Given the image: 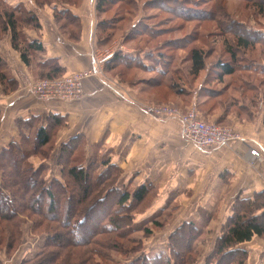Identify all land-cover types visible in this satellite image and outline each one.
Listing matches in <instances>:
<instances>
[{
	"label": "rangeland",
	"instance_id": "374dc122",
	"mask_svg": "<svg viewBox=\"0 0 264 264\" xmlns=\"http://www.w3.org/2000/svg\"><path fill=\"white\" fill-rule=\"evenodd\" d=\"M21 1L37 14L39 26H35L34 22L27 24L20 20L22 23L18 24V29L25 36H33V38L27 36L28 39L41 41L43 49L32 50L29 54V64H25L20 59L19 51L11 45L10 32H3L0 26V57L4 61V64H0V72L4 74V79H7V84L0 82V151L11 141H18L22 137L21 134L19 135L17 123L22 124L20 129L24 132L23 135L25 133L30 135L29 130L41 124H49L51 130L49 143L40 147L41 150L37 151V154L28 158L34 167L40 163L45 164L44 172L37 170V174L45 178L44 182H49L52 177H55L61 184L70 187L69 190L79 192V189L73 187L72 180L67 179L68 175H65L71 161L75 165L80 163L86 165L89 161H94L93 164H97V169L93 164L90 166L88 185L91 187V197L86 202L76 205L77 208L72 210L69 217L64 215L63 211L66 196L57 197L60 214L54 222L44 215L47 211L44 210L45 195L37 193L38 186L35 180L30 187L21 183V187L15 186L14 191L8 188L7 185L10 182L6 178L8 174L18 182L19 179L15 175L17 171L19 173L24 170L23 173L27 176L31 173L25 172L22 164L13 166L9 160L0 157V185L8 193V200H15L14 204L9 203L8 209L12 210V215L16 216L14 218L16 219L15 239H11L13 238L11 225L0 219V264H39L37 261L44 256L42 255L44 251H47L45 253L47 257L55 256L52 264H60L62 260L66 263L70 258L73 264H149L151 262L148 260L144 263L141 261L145 253L169 249L170 244L173 247L172 243L176 244L178 256L184 255L182 253L186 255L184 263L176 261L175 264H264V236H254L247 242L237 244L234 246L236 250L229 255H214L213 248L217 244L223 224L231 215L233 205L237 204L236 199L244 196L242 193L238 194L235 201H217V190L202 189L194 192L181 189L162 190L149 179L141 182L142 180L134 178L133 174L129 176L119 174L117 177L114 170L103 171L102 165H98L102 158L96 156L97 150L87 153L86 133L81 131L78 134L66 135L70 132L67 128L68 118L63 117L62 113L55 112L61 102L80 100L85 96L83 82L87 78L96 75L101 77L103 73L109 72L117 78L114 80L115 85H119L122 79H119L117 70L121 72L123 82L126 83H129L127 80L133 76L143 77V79L154 76V72L123 66L118 68L112 66L111 68L114 69L110 67L106 69L112 64L103 63L102 60L115 51L118 45H125L126 48L142 50L148 47L153 55H157L161 60L158 68L176 70L174 81L177 82L176 78H178L179 86L174 89H183L181 94H175L169 90L170 88L162 85L159 89L148 88L147 91H140L144 93L143 96L151 98L150 102L139 101L142 102L140 105L142 114L151 119L154 118L141 110L144 104L168 105L181 113L189 107H194L202 120L217 125V122L206 117L205 108L203 110L198 107L197 104L202 98L197 96L192 99L193 95L189 97L186 94V91L191 89L188 74L190 61L187 53L190 47L197 45L204 51H208L207 62L216 60L217 56L223 54L222 45H234L230 28L237 24L245 36L253 42L252 45H256L250 54L255 53L258 59L259 57L264 59V13H260L254 5V1L257 2V0H117L113 5H106L109 8L103 12L95 9L97 0H70V2L66 0H4V3L0 1V11L7 9L3 4L12 6ZM121 1L127 3L122 6ZM51 4L60 9L68 8L79 17V20L76 19V23L72 24L71 21L63 18L64 15L60 14L61 12L56 13L50 7ZM103 20L113 22L114 29L107 27L101 30L98 22ZM134 27L138 30L134 31ZM226 37L230 39L228 42L225 40ZM49 45H56L63 55L73 60L77 68L65 70L62 62L57 61L63 68V73L46 77L44 73L47 69L40 68L39 64L50 58ZM177 45L185 46L177 48ZM257 51H260L259 54ZM160 53L162 56L159 55ZM168 61L169 66H167ZM171 74H168V77H172ZM202 74L204 72L200 75ZM8 79L16 82L13 90L9 88L11 82ZM198 81L201 82V78H197L194 83ZM44 82L48 83L46 87ZM205 84L217 87L211 81ZM197 88L196 85L191 90H197ZM210 106L214 108L215 104ZM31 115H36L38 120L33 119L28 123L20 119ZM53 117L60 120L58 126L54 127L50 120ZM154 120L175 122L182 139L191 147L200 149L183 137L181 124L176 118L165 116ZM63 136L66 139L61 141ZM74 136L79 142L71 156L70 146L62 147V143ZM93 147L94 145L88 149ZM43 154H46V157L42 158ZM64 161L68 163L67 167ZM106 173L109 174L102 180V176ZM108 177L111 181L122 185V189L129 191H135L142 183V185L150 186V189L147 190L144 200L132 201L133 205L127 211H118L117 215L122 216L119 218L122 222L114 230L116 232L103 233L105 231L102 227L93 229V224L102 226V223L107 221L99 214H102L104 210L120 208L115 201L117 192L105 189L109 188L108 184L100 188L102 192L99 196L96 193L100 180L107 182ZM118 178H120L119 182ZM35 179L38 180L37 177ZM9 191L12 192V196ZM228 192V190L225 191V193ZM195 194L196 196H193ZM33 198L39 200L37 202L41 208L38 211L39 215L32 209L36 202L32 201ZM40 198H44V201H40ZM91 203L95 207L88 211ZM84 215V221L78 224ZM58 220L64 222L63 225L61 223L60 229L54 226L57 225ZM125 222L129 224L125 226ZM187 223L194 225L191 233H186V229L189 228L184 225ZM182 226L185 228L181 229ZM53 228L59 233L64 232L62 244L58 247L51 244L49 248L47 247L48 249L43 248L44 242L48 240L46 235L54 232ZM91 228L94 232L89 234ZM121 231L125 234L118 233ZM175 231L177 232L172 235ZM115 233L118 236H115ZM112 238L114 240L110 242ZM10 241L11 243L8 244ZM91 246H95L96 249L89 251ZM135 258L137 260H134ZM170 264H174V260Z\"/></svg>",
	"mask_w": 264,
	"mask_h": 264
},
{
	"label": "crops",
	"instance_id": "0c3cea01",
	"mask_svg": "<svg viewBox=\"0 0 264 264\" xmlns=\"http://www.w3.org/2000/svg\"><path fill=\"white\" fill-rule=\"evenodd\" d=\"M118 51L132 57L145 56L142 49L118 45L102 62L107 63ZM48 52L50 58H59L57 61L62 62L65 70L77 68L56 45H49ZM257 58L250 59L253 68L242 67L243 84L231 83L229 75L223 82H217V97L208 100V107L212 104L215 107L204 114L218 125L230 128L236 138L210 150L187 144L175 122L154 120L142 114L139 101L150 102L151 98L140 91H147L152 85L141 80L132 84L121 80L115 85L117 78L109 72L85 79V96L61 102L55 112L68 118L70 132L66 135L84 131L87 153L95 149L96 156H108L117 162L124 175L133 174L141 182L149 179L162 190H217V201H235L239 193L252 198L264 191V84H258L259 79H264L258 66L264 59ZM147 62L148 59L144 63ZM204 75L198 79L203 80ZM201 83L198 81L195 86ZM253 83H256L254 90ZM190 92L192 99L197 97L195 89ZM64 139L65 136L61 141ZM251 149H257L260 155H252Z\"/></svg>",
	"mask_w": 264,
	"mask_h": 264
},
{
	"label": "trees",
	"instance_id": "16d2710c",
	"mask_svg": "<svg viewBox=\"0 0 264 264\" xmlns=\"http://www.w3.org/2000/svg\"><path fill=\"white\" fill-rule=\"evenodd\" d=\"M0 1L4 3V0H0ZM116 1L117 0H109V1L108 0H97L95 9L97 11L103 12L104 10H107L111 4L112 5L115 4ZM66 2H70V0H66ZM124 3L126 4L127 2L121 1L122 6ZM3 5L7 9H2L0 11V26L3 32L4 31L10 32V36H11L10 40H11L12 47L15 50L19 51L20 59L25 64H29L30 52L32 50L33 51L42 50L43 45L41 41H38L36 39H31V40L28 39L27 36H25L24 33H22V31L18 29L19 28L18 24L22 23L21 21H24V22H27V24L34 22L35 26H39V23L37 20L38 16L34 11L28 9L22 3V1L16 2V4L12 6H7L5 4ZM106 5H109V6L107 7ZM254 5L258 8V11L260 13H264V0H257V2L254 1ZM50 7L53 10H55L56 13L61 12L60 14L64 15L63 18H65L68 21H71L72 24H75L76 23L75 21L79 20V17L76 14H74L71 10H69L68 8L60 9L56 5H53V4H51ZM98 26L101 27V30L107 27L113 30L115 27L114 23L111 21L109 22L108 20L99 21ZM235 26H238V27H235ZM137 30L138 29H135L134 27V31H137ZM230 32H232L230 33L231 34L230 36L234 38V45H222L224 49L223 54H220L219 56H217V59L213 60L212 62L210 61L207 62L206 60V58L208 57V51H204L202 48L198 47L197 45L190 47L187 53V58L190 61V68H189L188 74L190 78L189 83L191 84L190 85L191 89L194 88L195 86L194 81L199 77V75L202 72L205 73L203 80H201L202 83L198 86L197 90L195 89L197 96L199 98H202L200 103L198 102L197 105L199 108L203 110L206 109V111L204 112H209V109L211 108V107H206L208 106V100H211L217 97V87H211L205 84V82L211 81V83H215V86H217V82H223L224 77L229 75L230 77L229 81H231V83L234 82L235 84L236 82H239L243 84V79H242L243 74L241 73L242 67L246 66L245 68H247L248 70L253 68V67H250V65L253 66V62L250 61V59H255L256 55L255 53L250 54V51H253L256 45H252L253 42L245 36V34L243 33L241 29H239V25L237 24L232 25L230 28ZM225 40H227L228 42V40L230 39L226 37ZM184 46L185 45H177V48L178 47L182 48ZM143 51L145 52V56L143 57H140L138 54L132 57V56H128L124 54V52L122 51H118V53H114V55L106 63V64L108 63L112 64V65L107 66V68L112 67V66L114 68H118V66H123L129 69L136 68V69H140L144 71H149L151 73L154 72L153 73L154 76L147 77V79H143L141 77L137 78L136 76H133L131 77V79L127 80V82L132 83V81L135 82L137 80H141L142 82H146L147 85L149 84L148 86L152 85L151 89H154V88L159 89L162 85H165L166 87L170 88L169 90L172 93L181 94L182 93L181 90H183L182 88L180 90L174 89V87L179 86V83H178L179 79L176 78L177 82L174 81L176 70L169 71L166 69L158 68V63H160L159 61H161L160 58H158L157 55L155 56L153 54H150L151 51L148 47H144V50H142V52ZM259 52L260 51H257V54H259ZM159 55L162 56V53H160ZM257 56H260V55H257ZM147 59L149 60V62L144 63L145 60ZM0 64H4V61L1 57H0ZM39 66L40 68L47 69V71L44 74L48 78L61 75L63 73V68L58 64L55 58H47L43 62H41ZM167 66H169V61L167 63ZM258 66H259V70L264 74V63L263 64L261 63ZM170 73H172L171 74L172 77H168V74ZM117 74L119 75V79L123 80V77L121 76V72L117 70ZM173 77L174 79H172ZM167 78L169 79V81ZM8 81L11 82V85L9 88L14 89L16 87L15 80L8 79ZM0 82H5L7 84V79L6 78L4 79V74H2L1 72H0ZM258 84L259 85L264 84V79H259ZM254 85H256V83L251 84V86H253L252 90H254ZM186 92H187L186 94L189 95V97L192 96L190 89H188V91ZM254 94H255L254 97H258L257 93H254ZM60 118L62 119V117ZM20 119L21 121L28 122V123L31 122V120L33 121V119L38 120L36 115H31L29 117L20 118ZM50 120L54 124V127L58 126L57 124L58 122H60V120L57 117L50 118ZM21 125L22 124L17 123L18 129H19V135L21 134L22 137H20L18 141L13 140L6 147H3L0 151V157L2 159L5 158L6 160H9L10 163L13 164V166L14 164H16L17 166L19 164L20 165L22 164L21 166H24L25 172L31 173V175L27 176L25 173H23L24 170H21L19 173L17 171V173L15 174L17 175V178L19 179L17 182L16 179L12 175L8 174L7 177L5 176L7 179L10 180L9 182L10 186L9 184L7 185L8 188L11 189V191H14L15 190L14 187L15 186L21 187L20 186L21 183L24 184V186L28 185V187H30L32 186V182L35 180V183L38 186L37 193L45 195L46 205H44V210H47V211L44 212V215L52 219L54 222L56 221V218L58 217L57 215L60 214L59 212L60 207H58L56 199L57 197L59 196L61 197L62 195V196H66L67 198L65 201L64 207H63L64 215L66 214V216L69 217L72 210L74 211L77 208L75 207L76 205H79L83 201L86 202V200L91 197L90 196L91 187L90 185H88V181L90 182V179H89L90 178L89 172L91 171L90 166L94 163V161H89L86 165L82 163H80L79 165L77 164L75 165V163H72L71 161V165L67 169V172H66L67 174H65V175H68L67 179H69L70 181L72 180L71 183L73 184V187H75L76 189H79V192H75L74 190H69L70 187L68 188L66 185L61 184L60 180L55 177H52L51 181L49 182H44L45 178L37 174L38 173L37 170L38 171L41 170L42 172H44L46 169L45 164L40 163L39 165L34 167L32 166L31 162H29L28 158L34 154H37V151L41 150L40 147H43L44 145L49 143L48 142L50 140L49 131H51L49 129L50 125L41 124L40 126L34 129H30L29 130L30 135H27L26 133L25 135L22 134L24 132H22V129H20ZM78 142H79L78 138L74 136V137H71L67 142L62 143V147L67 148V146H70L71 148V150L69 148L70 155L73 156L71 153L74 152L73 151L74 149L76 150ZM41 156L42 158L46 157V154H43ZM101 158L102 160H99L98 165L99 166L102 165L103 171L106 169L114 170L115 171L114 174H116L117 177L119 174H123V170L117 164V162L111 160L108 156H102ZM64 162L67 167L68 163L66 161ZM16 165L15 167H17ZM93 166H95V169H97V164L96 165L93 164ZM34 173L36 176L34 175ZM107 174L109 173H106L105 175L102 176V180L105 178ZM35 177L38 178L37 181ZM109 178L110 177H108L107 182H103L102 180H100L99 182L100 185L99 187L97 186L98 188L96 190V193H98V196H99V194H101L102 192L100 188L104 184H108L109 188L106 187L105 189L117 192L115 201L118 204V207L120 208H117L116 210L115 209L110 210V211L104 210L102 214H99V215H102L103 218L105 217V220L107 221L102 223V226L101 225L99 226L98 224H93V229H96L97 227L99 229L102 227V229H104L105 231L103 233L116 232L114 230H116L118 228L117 226L121 224L122 222L119 219L122 216L117 215L118 211L119 210L127 211L130 207H132L133 205L132 201L140 202L144 200L147 190L150 189V186L142 185L143 184L142 183L140 184L139 187H137L135 191H129L128 189H124V188L122 189L123 187L122 185H118V183L111 181V179ZM119 180L120 178H118V182ZM42 182L44 183L41 185ZM125 186L126 184L124 183V187ZM4 187L6 188V186ZM11 191L9 192H10V195L12 196ZM73 196L75 197L73 198ZM8 198H9L8 193L5 192L2 185H0V219L3 222L4 221L8 222L11 225L10 228L13 233L12 234L13 238L11 239H15L16 231L14 229V223L16 219L14 220V218L16 216L12 215L13 214L12 210L8 209L10 207L9 203L14 204L15 200L10 201L8 200ZM92 198H94V196H92ZM32 201L34 202L36 201L34 203L35 205L31 207L33 211L36 210L35 214L39 215L38 211L41 209L37 205V202L39 200L33 198ZM40 201H44V198H40ZM236 201L238 202L237 204L233 205L232 213L228 217L227 221H225V223L223 224V228L220 232L219 237L217 238V244H215L213 248L214 255L216 256L217 254L218 255H226V254L229 255L236 250V247L234 246H236L237 244L242 243V242H247L251 240V238H253L254 236H258V237L264 236V191H260L259 193L254 194L252 198H244V197L239 198L238 197ZM40 203L43 204L42 202ZM94 207L95 206L93 205V203H91L88 206V211L91 209H94ZM121 214H124V213L122 212ZM125 214H127V212H125ZM84 219H85V215L78 221V224L82 223ZM61 223L63 225L64 222H61L60 220H58L57 225H54V226L57 229H60ZM128 224L129 222L127 223L125 222V226ZM184 226H187L189 228V229H186V233L187 232L191 233V230L194 227V225H191V223H187V225H184ZM184 226H182L181 229L185 228ZM93 229L91 228L89 234H92L94 232ZM53 231H54L52 232L53 234L50 233L46 235L48 240L44 242L42 246L43 248H47L51 244L57 245V247L61 246L62 244L61 239H62V235L64 232L59 233L55 231V228H53ZM176 232L177 231L173 232L172 235H174ZM118 233H123V231L118 232ZM124 234L125 233H123L122 235ZM115 236H118L117 233H115ZM113 240L114 239L112 238L110 242ZM10 243L11 241L8 242V244ZM172 245L173 247L170 244L169 249L157 251L154 253H145L141 261L144 263L146 262V260H148L149 262H151L149 264H162V263L170 264L171 262H173V260H174V264L176 261L177 263H180V262L184 263V258H185L184 256H186L185 253H182L184 254L182 256H178L176 244L172 243ZM7 247H10V246H7ZM93 248H95V246H91L89 251H94ZM46 252L47 251H44L42 253V255L44 256L38 259L37 263L52 264V260H54L53 258L55 256L51 255V257H47L45 254ZM134 260H137V258H135ZM59 263L60 264H73L74 262H72L70 258L66 261V263L63 260Z\"/></svg>",
	"mask_w": 264,
	"mask_h": 264
},
{
	"label": "built area",
	"instance_id": "2783aa9c",
	"mask_svg": "<svg viewBox=\"0 0 264 264\" xmlns=\"http://www.w3.org/2000/svg\"><path fill=\"white\" fill-rule=\"evenodd\" d=\"M43 84H45L44 87L48 85L47 82ZM141 110L145 114L154 117V119L165 116L176 118L181 124L183 137L202 150L226 145L236 138V135L230 128L202 120L194 107H189L181 113L168 105L144 104ZM250 153L255 156L260 155L257 149H251Z\"/></svg>",
	"mask_w": 264,
	"mask_h": 264
}]
</instances>
